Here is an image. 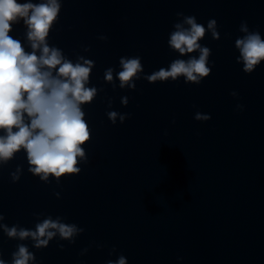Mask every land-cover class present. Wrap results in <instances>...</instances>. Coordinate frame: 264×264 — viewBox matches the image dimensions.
<instances>
[{
  "label": "clouds",
  "instance_id": "1",
  "mask_svg": "<svg viewBox=\"0 0 264 264\" xmlns=\"http://www.w3.org/2000/svg\"><path fill=\"white\" fill-rule=\"evenodd\" d=\"M61 7V0L39 3L0 0V163L7 164L23 149L28 171L41 181L55 177L59 182L62 176L81 171L78 158L85 157L82 145L90 139L89 125L81 106L91 103L98 91L96 87H89L94 61L79 57L74 63L61 49L47 42ZM182 15L177 13V16ZM21 21L27 28L31 51H26L22 42L9 34L13 25ZM216 25L215 19L207 22V30L214 39L219 38ZM173 28L168 39L170 48L180 56L197 51L199 55L175 59L167 68L162 67L144 79L174 82L184 77L185 83L200 84L212 71L208 66L211 50L199 43L206 28L195 16H184L183 23L177 22ZM239 30L244 33L235 41L239 61L243 63L242 71L251 74L264 61V38L258 31H250L246 21L241 22ZM119 65L121 70L116 73L119 87L135 89V81L141 79L143 73L141 58L121 57ZM113 72V68L105 70L106 81H113ZM123 102L127 103V98H123ZM237 107L243 109L242 105ZM108 115L114 123L117 114L110 112ZM120 118L121 121L125 119L124 116ZM196 119L208 120L210 117L197 114ZM20 171L21 167L17 166L11 173L14 183L19 181ZM3 220L4 216L0 215V221ZM0 230L9 239L24 241L31 238L36 249L47 247L57 235L61 240L74 243L75 237L84 231L74 223L63 222L62 217L53 219L52 216L37 222L34 230L3 223H0ZM114 252L115 248L112 249ZM35 260L34 253L21 243L12 253L11 264H29V261L35 264ZM0 264L7 262L0 259ZM107 264H128V261L120 255L115 261L108 260Z\"/></svg>",
  "mask_w": 264,
  "mask_h": 264
}]
</instances>
